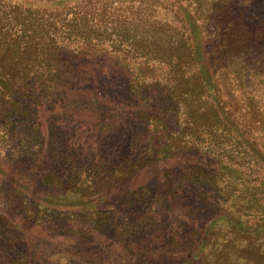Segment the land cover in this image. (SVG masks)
<instances>
[{"label":"trees","instance_id":"1","mask_svg":"<svg viewBox=\"0 0 264 264\" xmlns=\"http://www.w3.org/2000/svg\"><path fill=\"white\" fill-rule=\"evenodd\" d=\"M249 1L254 5L256 0H0V113L5 123H13L32 106L40 108L43 99L58 96L56 90L67 86L68 92L77 91L66 97L70 102L65 110L74 106L89 112L103 140L101 159L93 160L88 175L66 181L56 172L41 173L32 181L24 177L27 183L13 176L18 184L32 194L43 189L53 208L73 205L75 198L95 204L129 187L149 188L159 174L157 188L166 196L179 179L180 189L184 182L243 184L250 192L235 193L240 202L235 203L236 212L223 211L227 195L210 204L205 191L184 205L186 210L198 209L193 215L202 212L195 217L204 222L195 231L200 240H190L194 247L188 256L166 258L169 253H162L171 264H213L200 256L212 238V245L221 246L239 235L233 260L245 261L241 248L264 239V100L257 96L256 83L264 77V65L256 73L258 67L249 61L264 32L262 23L260 27L247 20ZM99 59L110 64L101 77L95 65ZM132 60L139 65L136 73L125 65ZM151 61L168 67L162 90L181 122L173 129L176 134H165L161 148L143 155L119 138L124 132L130 137L129 119L114 125L109 117L137 99H147L150 85L135 80L150 75L144 66ZM164 108L171 109L161 106V119L169 124ZM102 173L105 177L96 179ZM253 180L258 184L251 185ZM61 191L68 197L57 198ZM9 219L16 240L0 247V264H20L19 257L29 264L34 252L31 232ZM42 219L35 222L44 225ZM188 222L184 219L182 227L192 226Z\"/></svg>","mask_w":264,"mask_h":264},{"label":"rangeland","instance_id":"2","mask_svg":"<svg viewBox=\"0 0 264 264\" xmlns=\"http://www.w3.org/2000/svg\"><path fill=\"white\" fill-rule=\"evenodd\" d=\"M249 4L250 9H246L245 13L247 20L260 27L263 24L264 32V0H256L254 5L249 1L247 5ZM256 45L250 52L249 61L258 67L257 73L264 65V41L259 40ZM117 63L121 65V62ZM95 65L98 76L101 77L107 69L105 67L110 64L99 59ZM125 65L135 73L139 71L138 63L133 60ZM144 68L150 75L146 78L140 76L135 81L146 80L145 86L150 85L151 93H148L146 99L148 101L140 102L137 99L126 105V110L121 111L128 116L121 111L115 115L107 114L111 115L109 120L114 125L122 118L129 119L130 139L125 132H118L121 134L119 138L121 141L125 138V146L132 143L143 155L152 148H161L167 141L165 134H176L177 131L173 129H178L181 122L174 105L165 100L168 94L162 90L163 75L168 72L166 64L151 61ZM128 75L133 79L132 73L129 72ZM97 82L102 88L99 84L101 80L97 79ZM256 83L257 96L264 100V77L258 78ZM68 90L67 86L59 88L56 90L58 96L46 97L40 108L39 105L30 107L25 114L16 116L13 123H5V115L0 113V151L4 153H0V242L4 241L0 247L16 240V236L11 235V218L14 224H19L31 232L34 252L29 264H150L148 258H157L161 264H171L167 263L166 258L172 254L177 257L190 254L193 250L190 248L194 246L188 243L190 240H200V235L195 231L204 226L203 221L195 219L202 212L193 215L192 212L198 209L186 210L184 205L196 202L195 197L201 196L202 191H205L209 195L210 204L220 203L222 197L227 195L229 200L223 204V211L232 213L237 209L235 203H240L235 198V193L249 194L250 191L243 184L227 182L224 183L225 187L184 182L185 188L180 189L179 179L174 184L175 191L172 195L166 196L164 190L157 188L161 182L159 174V178L151 179L146 185L149 188L138 191L129 187L95 204L75 198L77 201L73 205L58 204L53 208L46 201L43 189L37 194L29 193L19 185L15 177L26 182L25 178L32 181L36 174L56 172L68 181L80 177V174L81 177L88 175L93 160L101 159L99 150L103 140L99 136L100 132L96 131L99 126L90 123V113L83 108L72 106L68 108L70 111L65 110V105L70 102L67 99L70 98V93L75 96L77 91ZM24 100L31 104V100ZM163 105L171 109L167 112L164 108L169 124L161 119ZM114 130L117 132L116 128ZM6 154L14 158L11 159ZM102 177H105L104 173L99 174L96 179L101 180ZM250 182L251 185L258 184L254 180ZM238 186L241 189L237 190ZM46 192L52 195L50 190ZM67 194L68 192L61 191L56 197H68ZM46 207L49 212L44 210ZM3 215H6L7 220L3 219ZM39 216L44 219V225L39 221L35 222ZM184 219L192 226L183 228ZM126 224L128 230L125 228ZM236 239L241 240L242 237L233 236L223 245L214 246L212 241L215 240L212 238L200 256L207 257L213 264H237L233 260ZM163 251L169 253L166 258ZM241 253L246 260L240 264H264V239L244 245ZM18 262L25 264L22 257H19Z\"/></svg>","mask_w":264,"mask_h":264}]
</instances>
